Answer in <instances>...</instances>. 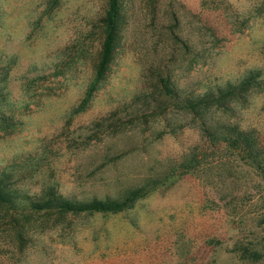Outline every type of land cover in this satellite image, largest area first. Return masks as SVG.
Masks as SVG:
<instances>
[{
  "label": "rangeland",
  "instance_id": "1",
  "mask_svg": "<svg viewBox=\"0 0 264 264\" xmlns=\"http://www.w3.org/2000/svg\"><path fill=\"white\" fill-rule=\"evenodd\" d=\"M106 1L0 0L2 108L15 118L0 170L27 194L79 201L154 188L118 214L23 219L0 205V264H264V182L220 139L237 126L264 136V0H123L114 59L81 108ZM249 72L244 103L206 113L210 136L163 89L194 97Z\"/></svg>",
  "mask_w": 264,
  "mask_h": 264
},
{
  "label": "trees",
  "instance_id": "2",
  "mask_svg": "<svg viewBox=\"0 0 264 264\" xmlns=\"http://www.w3.org/2000/svg\"><path fill=\"white\" fill-rule=\"evenodd\" d=\"M123 0H107L104 15L100 18L99 24L102 33V41L98 52V59L94 67V75L89 85L81 108L97 91L105 79L110 65L114 59L116 49L120 42V32L123 23ZM8 69V68H7ZM7 69H0V129L5 131L14 127L15 118L12 115H5L2 108L5 96L1 83L7 77ZM258 72H249L237 85L228 84L218 88L215 92H207L202 95L183 98L164 81V93L178 104L182 111L188 112L201 121L202 127L206 123L203 118L209 109L215 108L224 110L229 99L237 98L241 104L253 88ZM204 133L210 134L206 127ZM222 135V136H221ZM220 135L222 142L228 147L237 150V157L244 166L258 172L264 182V136L253 129L243 130L239 126L232 127ZM182 165V169L194 168V166ZM172 176V175H171ZM154 187L141 186L126 190L120 198L91 199L79 201L70 199L59 194L53 187H48L40 195H30L16 187L13 181V174L8 170H0V205L9 212H20V217L28 218L23 213H55L57 215L74 214H118L133 206V204L145 196ZM22 212V213H21ZM249 257L258 260L261 258L258 253H249Z\"/></svg>",
  "mask_w": 264,
  "mask_h": 264
}]
</instances>
